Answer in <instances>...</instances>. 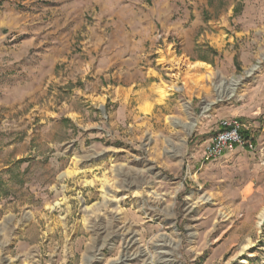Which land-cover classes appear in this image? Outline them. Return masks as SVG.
I'll return each instance as SVG.
<instances>
[{
	"label": "rangeland",
	"instance_id": "obj_1",
	"mask_svg": "<svg viewBox=\"0 0 264 264\" xmlns=\"http://www.w3.org/2000/svg\"><path fill=\"white\" fill-rule=\"evenodd\" d=\"M91 3L0 0V264H264V0H93L88 23L152 25L143 64L170 100L125 116L93 97L75 122L74 85L47 83L14 105L32 78L11 81L9 48L49 45ZM224 120L248 138L206 159Z\"/></svg>",
	"mask_w": 264,
	"mask_h": 264
},
{
	"label": "crops",
	"instance_id": "obj_2",
	"mask_svg": "<svg viewBox=\"0 0 264 264\" xmlns=\"http://www.w3.org/2000/svg\"><path fill=\"white\" fill-rule=\"evenodd\" d=\"M86 10L93 13V0L89 5L77 7L73 11L77 17H72V20L70 10L62 11L65 20L58 24V29L49 32L48 37L52 39L49 45H37L31 51L28 44H32V35L25 39L26 43L9 48L8 52L11 57L14 56L15 62L4 68L9 71L11 81L16 82L24 76L32 78L21 99L15 97L11 100L13 104L27 97L34 99L42 96L47 83L74 85L68 89V102L62 112L67 115L64 117L75 122L91 121L93 116L87 110V102H92L93 97L101 102H119L118 108L125 116L131 105L136 113L147 114L167 103L170 97L161 93L165 87L161 73L143 64L146 44L154 33L152 25L146 22L147 25L140 27L134 21V30L128 32L121 18L88 23L84 19ZM109 25L113 26L110 31ZM62 65H65L63 71ZM61 127V117H56L45 124L44 129L53 136ZM52 143L49 142L48 146H53ZM28 146L22 143L20 147H15L25 149Z\"/></svg>",
	"mask_w": 264,
	"mask_h": 264
},
{
	"label": "built area",
	"instance_id": "obj_3",
	"mask_svg": "<svg viewBox=\"0 0 264 264\" xmlns=\"http://www.w3.org/2000/svg\"><path fill=\"white\" fill-rule=\"evenodd\" d=\"M243 128L244 124L240 121H222L220 130L204 148L205 158L217 159L227 151H231L235 145L242 143L244 141L241 134Z\"/></svg>",
	"mask_w": 264,
	"mask_h": 264
},
{
	"label": "bare ground",
	"instance_id": "obj_4",
	"mask_svg": "<svg viewBox=\"0 0 264 264\" xmlns=\"http://www.w3.org/2000/svg\"><path fill=\"white\" fill-rule=\"evenodd\" d=\"M183 63H184V65L186 66V67H191L193 64L192 63H188L187 62V60H181ZM205 65V63H203V62H199V64L198 65ZM237 83H233V85H236ZM235 88V86L233 87V89ZM162 92L161 93H164V90H161ZM127 246V245H126ZM128 259V255H123L122 256V258H121V261H126Z\"/></svg>",
	"mask_w": 264,
	"mask_h": 264
},
{
	"label": "trees",
	"instance_id": "obj_5",
	"mask_svg": "<svg viewBox=\"0 0 264 264\" xmlns=\"http://www.w3.org/2000/svg\"><path fill=\"white\" fill-rule=\"evenodd\" d=\"M241 134H242L243 140L245 141L248 138V133L244 129H242Z\"/></svg>",
	"mask_w": 264,
	"mask_h": 264
}]
</instances>
